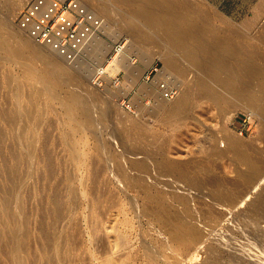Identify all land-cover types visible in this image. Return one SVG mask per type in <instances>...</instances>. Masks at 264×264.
Returning <instances> with one entry per match:
<instances>
[{"label": "rangeland", "instance_id": "obj_1", "mask_svg": "<svg viewBox=\"0 0 264 264\" xmlns=\"http://www.w3.org/2000/svg\"><path fill=\"white\" fill-rule=\"evenodd\" d=\"M3 1L6 0L0 2V16L4 15L1 14L4 13ZM29 1L23 0L22 5L14 14L15 18L12 19V26L16 30L17 36L22 39H26L27 36L18 30L17 20L21 10ZM97 1L88 0L90 6L100 11L99 16L105 21L106 29L104 28L105 31L102 35L104 44L102 46L100 44L101 52L98 50L100 53L93 57L90 53L92 51H90L89 55L86 53L73 63L62 61L71 71L69 75L56 72V78L54 76L56 80L51 79L58 84L63 82V87L56 90V95L50 93V96L49 92L42 91L43 82L38 76L44 68L49 75H53L55 72L50 67V63L43 61V57L47 54H54L47 47L44 46L46 52L38 50V53H34L38 44L30 41L27 52L32 55L31 59L22 56L20 59L16 57L15 60L12 58L15 57L12 54L0 51L2 53L0 54V199L12 189L15 183L16 187L11 193L10 205V209L15 215L14 223L18 229L24 225V217L20 212L22 210L28 217L27 228L30 233L28 234L29 244L27 243L29 246L26 245L23 250L19 246L21 237L19 230L8 239L9 237H6V221L0 215V264H21V261L24 264H34L33 259L37 256L36 253H40V248L45 243L44 241L42 244L44 240L41 236L42 231L36 229L40 228L37 227L39 221H43L40 218L45 220V217L47 222H43L48 230L51 231L52 225H54L53 230H55L52 232L58 235L62 234L60 236L67 243H70L71 240L76 245L78 244V249L75 247L77 250L75 248L73 250L76 251L74 254L77 256L82 253L81 256H87L89 251L97 256L99 246L95 245V241L99 238L103 239L107 235L113 238L114 232L117 231L120 236L119 242L127 243L131 240L127 245H130L132 252L134 253L138 249L134 254L141 255L140 258L143 260L154 259L156 262H153L154 264H264V210H250L247 204L240 206L238 202L240 193L246 188V176H249L250 173L245 162L239 159L227 142L229 137H231L229 139H238L242 149L264 164V133L260 132L257 119L252 118L253 122L255 121L252 127L240 134L243 127L241 120L249 114L246 110L247 106L245 107V104L243 106L229 92V83L212 84L216 94L208 98L201 97L198 95L199 86L196 79L204 73L196 63L185 58L182 49L171 48L161 36L151 29L145 28L142 22H136L137 26L141 28V33L132 35L129 29L134 22V17L128 9V3L124 4L121 0H108L110 5L106 6L109 7L104 12L102 6L107 0L105 2ZM192 1L207 12L209 11L210 20L212 19L211 22L217 29L220 28L218 30H224L227 25H230L243 34L254 36L257 43L254 40L252 42L256 43L261 52L264 51L262 49L264 44L257 41L258 35L259 37L264 36V0ZM100 8L102 9L100 10ZM121 39L127 41L124 55H122L128 62L122 67L120 86H115L110 82L115 72L112 69L107 74L108 80L105 86L101 88L93 86L90 74L95 67L104 63L112 45ZM236 42L240 45L246 43L245 39L237 37ZM164 50L175 57L177 65L180 66L177 73H172L174 76L166 75L174 87L173 97L191 87L195 91L189 94L188 109H186V115L182 120L173 119L168 112L172 105V101H170L172 97L164 100L159 96L155 84L157 79L161 78L158 77V73L153 72L149 82H146L142 76L144 70L154 64H157L161 71L163 64L158 55ZM133 59L136 61L135 65L132 64ZM129 62L131 64H128ZM35 68L40 69V72ZM9 77H13L12 80ZM68 90L77 94L74 98L73 115H68L64 111L65 91ZM159 102H164V108L161 110L156 108ZM27 110L29 111L27 112ZM17 111H21L20 118L15 116ZM86 114L88 118L94 120L96 126L94 124L87 125ZM167 114L168 117H165ZM15 117L17 118L15 119ZM70 120L75 124L73 130L67 124V121ZM91 129H94L95 132ZM73 140L80 147L79 153L82 155L79 154V158L74 157ZM213 146L223 150V155L220 157L209 156ZM162 161L185 166L187 170H191V177H200L202 183L192 184L189 177L176 179L172 182V175L166 177L161 174L163 169L160 163ZM199 162H203V168L198 169L200 171L195 173V165ZM146 164H149L148 169L151 170L149 169V172L143 170L141 173L143 187L151 188L153 186L149 173H152L151 176L156 173L155 176H159L157 178L169 179V182L176 186L175 188L182 191L186 204L175 203L170 213L172 215L179 214V225L192 224L200 232L199 241L196 242L192 251L190 249L186 252L181 245L178 247L173 245L170 238H167L169 237L167 232L173 226L172 223L163 225L158 220H154L157 217H153L151 212L146 210L149 205L145 201V194L141 193L143 191L142 184L137 182V178L133 174L136 168L146 167ZM157 166L158 169H162L161 172L159 169V175ZM122 171L128 173L130 187H126L125 182L121 180L119 174ZM121 186H124L122 190ZM261 186L256 189L257 191H254L256 192L254 194L264 190V184ZM157 188H159L158 191L163 190L161 184L156 186ZM101 192L104 194L102 195L103 199L101 195L99 196ZM54 195H56L55 197L59 196L57 197L58 206L64 208L67 213L65 218L63 217L65 220L61 218L62 220L58 219L56 222L55 220L51 221L53 218L51 211L54 208L52 206L55 205L52 204ZM166 195V199L171 198L169 192H166ZM61 197L63 198L61 199ZM133 198L136 203L132 204ZM60 199L61 204H59ZM87 199L88 203H86ZM107 199L109 200L106 203ZM65 201L66 203H64ZM111 204L114 205V208L110 206ZM135 205L139 206L136 208ZM87 206L90 210H86ZM108 206L110 207L108 208ZM105 207L109 214L105 212ZM131 207H135L136 211L131 210ZM45 210L47 211L45 212ZM100 211L103 213H99ZM41 215L45 217L43 218ZM158 216L160 215L158 214ZM148 217L149 219H147ZM125 221L128 224H124ZM156 221H158V225ZM51 222H53L52 225ZM150 222L151 224H149ZM70 225L71 227H69ZM127 225L128 229H126ZM159 230L161 232H158ZM90 232L100 234V237H98L99 235L96 237ZM93 236L97 239H94ZM92 238L95 240L94 242ZM121 238L123 239L121 240ZM165 240L166 243H164ZM35 241L39 243L36 244ZM100 242L101 240L98 241V243ZM8 248L13 252V256L7 253Z\"/></svg>", "mask_w": 264, "mask_h": 264}, {"label": "bare ground", "instance_id": "obj_2", "mask_svg": "<svg viewBox=\"0 0 264 264\" xmlns=\"http://www.w3.org/2000/svg\"><path fill=\"white\" fill-rule=\"evenodd\" d=\"M80 1L83 4H85L90 10H92L95 14H97V15L100 14L99 13L100 11H98V9H95L92 6H90V3L88 2V0H80ZM95 1H97V0H95ZM99 1H101V0H99ZM103 1L105 2L106 0H103ZM122 1L124 4L128 3V5H129L128 9L130 10V12L132 13V15L134 17V22H132L131 27L129 29V30H131L132 35H138L139 33H141V28L137 26L136 22H142L145 28L151 29L157 35L161 36L168 43V45L171 48L182 49V51L185 55V58L190 60L191 62L196 63L197 67L200 68L201 72L204 73L202 76H200L196 79L197 85L199 86V88H198L199 94L198 95H200L201 97L208 98V97L214 96L216 94V92L214 90L215 88H214V86H212V84L213 85L214 84L219 85L221 83L222 84H224V83L228 84L229 83L228 84V86L230 85L228 88L229 92L231 94H233L237 98L238 102H241L243 104V106H244V104H245V107L247 106L246 110H248V114L252 118L257 119L258 128H259L261 133H264V53H262L264 51L261 52L259 50V47L256 45L257 42L255 41L254 36L252 37L251 35L243 34V32L236 30V28H234L230 25H227L226 29H224V30L222 28H221L222 30H218L220 28L218 27V29H217L212 24V22H211L212 19L210 20L211 16L208 13L209 11L207 12V10L200 7L199 4L193 2L192 0H121V2ZM0 2H1V0H0ZM22 2H23V0H6L3 3L4 4V13H1L4 15L0 16V26L2 27V29H0V51H3L4 53L7 52V53L12 54L13 56H15V57H12L15 60L17 59L16 57H18L20 59V58H22V56H24V57L26 56V58L29 57L31 59L32 55L28 54V52H27L28 43L31 41V43L38 44V43L34 42L26 34H25L27 36L26 39H24V38L22 39V38L18 37L16 34V30L12 26V24H13L12 19L15 18L14 14H15L16 10L18 8H20V6L22 5ZM112 2H114V1H112ZM98 3H100V2H98ZM105 3H107V4L105 5ZM105 3L102 6L104 12H105V9L107 10V8L109 7V6L108 7H106V6L110 5V4H108V0ZM199 3H200V1H199ZM1 6H3V5H1ZM102 8H100V10ZM210 14H211V12H210ZM18 30H20V29L18 28ZM236 37L239 39L240 38L245 39V41H246V43L244 42L245 45H240V43H237ZM94 40H95L94 42H96L95 48L92 50H87L88 55H89L90 51H92V52H90L92 54V56L93 55L95 56L101 52L100 51L101 46H102V44H104V43H102V41L104 42L103 38L102 37H96ZM253 40L256 43L252 42ZM256 40H257V38H256ZM257 41L264 44V36L259 37V35H258ZM100 44H101V46H100ZM38 45L36 46L37 49L34 51V53H38V50L39 51L43 50L46 52V50H44V46H42L40 44H38ZM262 49H264V47H262ZM98 50L100 51L99 53H98ZM53 53L54 54L49 53V55L47 54L46 56L43 57V61L45 63L46 62L50 63L49 64L50 67H52L54 69L55 72L53 73V75H49L47 73L46 68L42 69L41 72H40V69L35 68L36 70H39V72H40V73L38 72L40 74L38 76H39V78H41V81L43 82L42 91L45 90V92L47 91V93L49 92V94L50 93L55 94L57 89L63 87V85H62L63 82H62V84H61V82L58 84V82L54 81V80H56V79H54L56 72L60 73L62 75H69L70 71H71L70 68L63 63L64 61L66 63V60H64L61 56H59L55 52H53ZM0 54H2V53H0ZM5 57H7V56H5ZM158 58L161 60V62L163 64L162 69H161L158 77H160V76L163 77V76H166L167 74L170 75L172 73L174 74V72H176V73L178 72L180 66L177 65L176 58L171 56L167 51L164 50L163 52H161L158 55ZM126 62H128L126 60V58L123 55H120L119 57L116 58V60L113 62V64L110 65L108 68L109 69H113V68L115 69V67H124L126 65L125 64ZM45 63H43V64H45ZM128 64H131V63L129 62ZM128 64H127V66H128ZM31 66H33V65H31ZM129 66H131V65H129ZM43 67H45V66H43ZM10 78L11 77H9V79ZM12 78H11V80H12ZM39 78H38V80L40 81ZM55 78H56V76H55ZM51 79H54V80H51ZM197 85H195V86H197ZM188 87H189V85H188ZM192 90H193V92H192ZM194 92L195 91H194L193 87H191L187 90H184V91L178 93L176 96L170 98V101H172V105H171V108L169 107L170 109L168 108L169 109L168 112H169L170 116L173 117V119L182 120L185 117L186 109H188L187 106L189 103V94L194 93ZM196 92H197V89H196ZM51 94H50V96H51ZM76 95L77 94L75 92H73L72 90L65 91V97L64 98L66 99V101L64 103V111L68 115H73L72 111L75 108L74 107V98ZM164 100H166V99H164ZM163 104H164V102L163 103L159 102L157 104V107H156L157 110H161L162 108H164ZM33 107L34 106H32V108ZM165 107H166V105H165ZM28 111L29 110H27V112ZM17 112L18 113L15 114V116L20 118L21 117V111H17ZM32 112L34 113V111H31V113ZM78 112H79V110H78ZM14 113H16V112H14ZM80 114H82V112H80ZM170 116H169V118H170ZM10 117H11V115H10ZM17 117H15V119ZM31 117H33V116L31 115ZM165 117H168V114ZM13 118H14V116H13ZM27 118H28V116H27ZM23 120H25V119H23ZM85 122L87 123V125H93V124L95 125L94 120L88 118L87 114H86ZM67 124L71 130L74 129L75 124L71 120L67 121ZM26 127H27V125H26ZM91 128H93V127H91ZM93 130L91 129V131H93ZM94 132H95V130H94ZM66 134H67V132H66ZM35 138H36V136H35ZM229 138H231V137H229ZM229 138L227 139L228 146L231 147L235 151V153L238 155L240 160L245 162L246 167L248 168L249 173H250L249 176H246V180H245L246 188L240 193V199L238 202L240 203V206L247 204L248 208H250V210H253V211L264 210V193H262V191H264V190L258 192L257 194H254V193H256L254 191H257L256 189H259L260 187H262L261 185L264 184V164H262L256 158L251 157L244 149H242L243 147L241 146V143L238 141V139L235 140L236 138L235 139H229ZM17 140H19V139H17ZM32 140L34 141L35 139H32ZM19 142H21V141H19ZM72 145H73V150L75 153L74 157L79 158L78 155L81 154V153H79L80 147H78V145L76 144V141H74V140H73ZM222 155H223V150L219 149L218 147L213 146L210 149L209 156L220 157ZM152 164H154V163H152ZM160 164L162 166L161 168L163 169V171H162V169L159 168L160 172L162 171L161 174H163L166 177L167 176L169 177L172 175L171 176L172 182L176 181V179L189 177L192 184H195V182L197 184L202 183V180L200 179V177H195V176L191 177V175H192L191 170L190 169L187 170L185 168V166H183V165H173L171 162L165 163L163 161ZM160 164H159V166H160ZM148 165L149 164H146V167L145 166L139 167L133 171V174L137 178V182L139 184H142L143 191H141V193L143 192V194H145L144 195V198L146 199L145 201L149 205L148 206L147 204H145L149 208L148 209L145 206L147 208L146 210H149L153 217L156 216L157 218H155L154 220H158L161 224L163 223V225H164V224L172 223L173 226L171 227L169 232H167L169 234V237H167V236L166 237L168 239L170 238L173 245H176V247L181 245L185 249L186 252H188L190 249L192 251L196 242L199 241L198 238L200 236L199 235L200 232H198L195 225H192V224L191 225H179V219H180L178 217L179 214L174 213L172 215L170 213L172 211V208H173L175 203L179 202V203H183L184 205L186 204V199L183 197L182 191H179L180 190L179 188H175L176 186H174L173 183L169 182V179L166 178L165 180H162L161 177L157 178L159 176L156 177L155 172H154L155 177L151 176L152 173L151 174L149 173V176H150L149 178L151 179L153 186L151 188L143 187L144 185L142 183L143 178H142L141 173L143 170H148V172H149L150 168L148 169ZM119 168L121 169V166ZM195 168H196L195 173L200 171L198 169L203 168V162L197 163L195 165ZM12 169L13 168L11 167V170ZM153 169H155V168H153ZM157 169H158V166H157ZM159 169L157 171V174L159 172ZM191 169H193V168H191ZM119 176L121 177V180H123L125 182L126 187L131 186V183L128 182L129 175L127 172L122 171L119 174ZM164 176H163V178H164ZM117 177H116V180L118 179ZM173 177H174V179H173ZM15 178H17V177L15 176ZM18 178H20V177H18ZM113 180L115 182V179H113ZM120 184L122 185L121 182H120ZM159 184L162 185L163 190L161 189L160 191H158L159 188L156 189V186H158ZM15 187H16V184L14 183V186H12V189L0 199V202H1L0 215L3 219L5 218V221H6V223H5L7 225L6 226V237L7 238L9 237L8 239H10V237H13L15 232L19 230V234L21 235L20 240H19V246H20V248H22L24 250L26 248V245L29 244L28 240L30 239V238L28 239V234H30L28 231L29 229L27 228V225H28L27 224L28 223L27 218L28 217L24 214L25 212H22V210L20 211L24 217V225L22 227H19V229H18L14 223L15 215H14V213H12V211L10 209L11 193L13 192ZM216 187L218 188V186H216ZM122 188H124V186L123 187L121 186V190H122ZM252 188H254V190H251ZM101 189H102V187H101ZM105 191H107V190H105ZM102 192L99 194V196L101 195V197H102V195H104ZM166 192L170 193V195H171L170 199H166L167 198ZM104 193H106V192H104ZM137 194H140V193H137ZM56 195H54L53 202H52V204L54 203L55 205L53 204L54 206H52V207H54V208H52V211H51L52 212L51 216H53L51 221L55 220V222H56V220L63 218L67 214L65 212L64 208H61L60 205L58 206V198L57 197H59V196L55 197ZM70 195L72 196V194H70ZM50 198H51V196H50ZM62 198L63 197H61V199ZM70 198H72V197H70ZM61 199H60L59 204H61ZM88 199H87L86 203H88ZM99 199L101 201L103 199V197H102V199L101 198H99ZM138 199H139V196H138ZM51 200H52V198H51ZM74 200H75V198H74ZM108 200L109 199L106 200V203ZM71 201H72V199H71ZM136 201H137V197H136ZM136 201L133 198V201H131V202L133 204V202L136 203ZM74 202L76 203V201H74ZM79 202H80V200H79ZM96 202H98V201H96ZM102 202H103V200H102ZM110 202H112V201H110ZM64 203H66V201ZM99 203H101V202H99ZM89 204H91V203H89ZM115 204H116V202H115ZM143 205H144V201H143ZM143 205H142V207H144ZM72 206H74V205H72ZM100 206H101V204H100ZM100 206H98V207H100ZM110 206H113V208H114V205L111 204ZM110 206H108V208ZM131 206H133V205H131ZM98 207H96V208H98ZM135 207H136V205H135ZM75 208H76V206H75ZM106 208L107 207L104 208L105 212H106ZM134 208L131 207V210ZM135 209H134V211H136ZM86 210H90L89 207ZM91 210H92V208H91ZM46 211L47 210H45V212ZM40 212H42V211H40ZM101 212L102 211H100L99 213H101ZM137 212H139V210ZM106 213L109 214L108 211ZM136 213H134V214L137 215ZM168 213L171 215H169ZM69 214H71V213L69 212ZM101 214H99V215H101ZM158 214L160 216H158ZM140 215H142V214H140ZM151 215H149V216L151 217ZM51 216L49 214V217H51ZM88 216H86V217H88ZM101 216H104V215H101ZM74 217H75V214H74ZM140 217H142V216H140ZM103 219H104V217H103ZM147 219H149V217ZM40 220H43L45 222L46 217H45V220L41 219V218H40ZM118 220H119V218H118ZM43 221L42 222L39 221V224H38L39 226H37V227H40V228H37L36 230L39 229L42 231V233H41L42 235L40 233L39 234L43 237L42 240L44 239L42 241V244L44 241H45V243H44L43 247L41 246L39 254H37L35 252L37 256H35V258L33 257L34 258L33 259L34 264H154L153 262H155L154 259L147 261V260H143L142 258H140L141 255L137 256L136 254H134L135 251L137 252L138 249L135 250L134 253L132 252V250H131L132 248L129 247L130 245H127L131 240L129 242L127 241V243H125L124 241H120V242H124V243H120L118 241V238L120 236H118V232L117 231L114 232V230H113V232H114L113 238L112 237L110 238V236H108V235H107V237H105L103 239L99 238V240H101L100 243H98L99 240H96V241L94 240V239H97L96 237L98 235H99L98 237H100V234H97L98 231L96 233L97 235L92 232L96 236V237L93 236L94 237V239L92 238L93 242L95 241V245L97 247L99 246V248L97 250L98 253L96 254L97 256L93 255L92 251L87 252V254H86L87 256L84 255L85 257L81 256V255H83V253L80 256H77L76 254H74V252L76 253V251H73V250L75 247L77 248L78 244L76 245V243L74 241L71 242V240H70V243H67L66 241L63 240V237L60 236L62 234L58 235L57 233L52 232L55 230V229L53 230V227H54V225H52L53 222L50 223L53 226L52 230L50 231V230H48V228H46L47 226H45V223ZM70 221H72V220H70ZM141 221H142V219H141ZM158 221H156L157 225H158ZM74 222H76V221H74ZM152 222H155V221H152ZM91 223L93 225V222H91ZM95 223H96V221H95ZM88 224H89V221H88ZM98 224H95V225L97 226ZM124 224H128L127 221H125ZM149 224H151V222ZM69 227H71V225ZM127 227H128V225L126 226V229H128ZM132 227H134V226H132ZM161 227H163V226H161ZM114 228H116V227H114ZM149 228H151V227H149ZM94 229L95 228L93 227V230ZM4 230H5V228H4ZM137 230H138V228H137ZM59 231H58V233H59ZM66 231L69 233L68 230H66ZM55 232H57V231H55ZM99 232H100V230H99ZM158 232H161V230H159ZM165 232H166V230H165ZM3 234H4V231H3ZM119 234H120V232H119ZM158 234H156V235H158ZM160 234L165 235L163 233H160ZM140 235H141V233H140ZM68 236L70 237L71 235L69 234ZM74 236L76 237V235H74ZM74 236H73V239H74ZM123 238H124V236H123ZM123 238H121V240ZM38 239H36V240L38 241ZM141 239H142V237H141ZM162 239H165V238H162ZM85 241H86V239H85ZM87 241H89V240H87ZM35 243H36V241H35ZM38 243H36V244H38ZM96 243H98L99 245ZM164 243H166V240ZM137 244H138V242H137ZM139 244H140V242H139ZM6 245H7V242H6ZM83 245L85 246V244H83ZM166 245L169 246V244H166ZM92 247H94V246H92ZM173 248H175V247H173ZM34 249H36V248H34ZM93 249L96 250V248H93ZM7 253L10 254L11 256H13V252L11 250H9V248L7 249ZM145 259H146V257H145ZM20 263L24 264V263H22V261Z\"/></svg>", "mask_w": 264, "mask_h": 264}, {"label": "built area", "instance_id": "obj_3", "mask_svg": "<svg viewBox=\"0 0 264 264\" xmlns=\"http://www.w3.org/2000/svg\"><path fill=\"white\" fill-rule=\"evenodd\" d=\"M17 26L34 42L47 47L66 62L73 63L86 55L87 50L95 48L94 39L102 37L105 21L80 0H30L21 10ZM126 44V39L116 41L104 63L93 69L90 74L93 86L101 88L106 85L107 74L111 70L108 67L117 57L124 55ZM135 62L133 59L132 64L135 65ZM112 70L115 72L110 82L120 86L122 67H115ZM153 72L160 74L157 64L144 70L142 76L146 82H149ZM166 77L163 76L155 82L162 99L173 97L174 94V87ZM241 122L243 127L240 134L254 124L250 115L244 116Z\"/></svg>", "mask_w": 264, "mask_h": 264}]
</instances>
